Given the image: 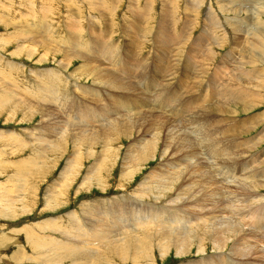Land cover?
I'll return each instance as SVG.
<instances>
[{
	"label": "rangeland",
	"instance_id": "rangeland-1",
	"mask_svg": "<svg viewBox=\"0 0 264 264\" xmlns=\"http://www.w3.org/2000/svg\"><path fill=\"white\" fill-rule=\"evenodd\" d=\"M29 15L31 16L28 17ZM165 17H167L166 20L168 19L166 21L167 23L164 20ZM40 22L41 25H39ZM29 26L31 28L38 26L43 27L44 29L37 32L30 30ZM145 26L148 27V30ZM47 27H51L50 30L53 32L50 34L49 31L46 32ZM263 28L264 0H0V61H2V63L0 62V79L2 81H8V78H6L5 75L12 72L13 78L11 77V82L14 81L13 83L14 86L17 85V90L16 93L11 95L14 98L18 95L25 97V95L30 94L26 93V91L23 92V90L31 82H36L34 78L35 76L32 73L33 71L53 69L58 72V70H60L62 74L59 73L55 79V86L60 93L69 94L73 97L75 102L81 101L82 103L101 109L102 102L100 99L108 96L107 90L93 86L94 82L92 83V77L83 75L77 80L76 78L69 76V74L83 66L86 61L81 58H75V60L69 65L68 69H65L62 64L65 59L60 49H68V40H73V37L79 34L78 40H92L90 44L91 46L93 45L92 47L94 48L97 47L98 44H101L98 41L99 39L109 42L112 46H116L122 58H128L130 61V57L133 55L134 58L142 60L145 64V75L149 76L147 83H151L149 88L156 83L158 89H163L165 86H168V88L171 87L170 91L172 93L181 95L191 92L193 87L195 90L196 86L197 89L198 87L200 88V85L202 91V89L208 88L209 83L211 85L209 88H214L215 86V88L218 87L222 90L219 86H222L221 83L224 84L227 80L229 86L227 85L226 88L237 87L236 91H232L228 94L237 93L238 97L241 90L244 91L242 102L238 100L239 98L236 99L233 96L228 98L227 96L222 102H230V106L228 107V104L226 105L227 107L224 105L222 108L229 112L226 113L225 116H223L225 114L223 113L219 118H215L217 115L214 116L212 114L210 117L211 121L215 118V121H220V125H217L215 121L211 122V131L215 133V136L217 135L219 141H216L221 142L222 144L229 145L230 143H237L238 141L243 142L242 144L244 145L242 147L240 146V151L245 152V156L243 155L242 158L244 163L245 161L248 162V159H251L250 162H253L254 165L257 163V167H264L262 166V163L264 162ZM28 32L31 33V36L29 35L26 37V33ZM105 34L107 36H105ZM69 37L72 38L69 39ZM255 37L259 39V42H263V44L255 45V43L258 42V39H255ZM61 38L67 39L62 40ZM35 39L36 41H33ZM96 39L98 42L95 41ZM162 40L167 42L165 46L161 45ZM44 41H47L48 43L45 47H43ZM59 44L64 45V48L59 46ZM258 45H260V49H258V47L256 48ZM9 62L14 63V65L17 64L14 70L6 69L8 68L6 63ZM124 62H126V60ZM4 66H6V68ZM254 69L259 71L260 75L263 74L262 77L258 74H254ZM195 72H205V77H196ZM188 73L191 74V78L188 77ZM155 74L157 76H155ZM174 74L178 76V80L176 79L173 82L170 81V76ZM137 75V72L132 73V88L131 91L124 90L123 92L125 94L129 92V94L135 96L136 92L132 91L135 89L142 91L143 88L141 89V86L139 84L137 85V80H139V78H136ZM253 76L254 78H252ZM65 77L69 83V88L64 82ZM225 78L226 80H224ZM231 78L232 82L234 81V84L231 82ZM154 80L158 81L155 82ZM215 80L216 84H212ZM201 81H203L202 83L204 84H202ZM73 84H75L74 90L70 89L71 86H74ZM230 85L233 86L231 87ZM0 90V96H5L3 92L5 88H1ZM194 92L195 91H193V93ZM108 93L113 96L122 94V92L116 93L109 90ZM214 94L217 95V92ZM191 95L194 94L191 92L190 96ZM152 96L153 98L157 97V100H159L162 95L159 96V94L153 93ZM185 98L186 97L183 99ZM211 101L212 103L215 101L217 102L214 96H209L207 100L202 101V104L211 103ZM174 102L175 103L172 102L167 104V106L171 107L172 105L175 107V105L179 104V101L177 103L176 101ZM216 102L215 104H217ZM56 107L57 105L51 107L46 106V114H48V118H52V128L56 127L59 130L61 127H65L63 126V123H65L64 120H68V117L64 113L65 111L59 110ZM152 107L154 108V105H152ZM173 107H171V109H173ZM141 108H143V105ZM191 109L197 111L193 106ZM9 110L10 109L5 108L0 104V111L4 112V114L0 112V197H3L2 201H0V264H53V262L56 264L57 260L53 259L55 256L54 253L51 257L47 256V254L55 247L52 244L45 245V243L51 242V240L47 238L50 236L49 234L53 233L57 236L63 234H60V229L49 227L47 221L48 219L49 221L51 219L54 221L56 219H61L62 222L66 224L70 218V216L67 215L74 212L77 213L78 211V213L85 218L86 215H84L85 213L81 208L83 203H88L90 207H96L97 204L102 203L106 198H117L120 201L124 200L125 202L131 200L134 202L136 199L142 198L146 202L152 201L153 203L161 202L162 204H165L164 202L177 197L176 192L171 194L169 193L170 191L165 192L160 190V193L158 192L157 194V190L153 184L145 187L147 188L145 190L140 188L142 187V181L148 179L145 177L153 174L151 171L156 170L155 174L160 169L171 171L174 170L173 167L175 165H178L179 162L174 164L163 163L162 152L166 149L168 151V156L170 150H172L171 148L174 149L171 145V140L169 139L170 136H166L168 128L173 127L177 131L180 130L179 128L187 130L188 132L192 131V129L188 128L189 125H187L188 123L185 119L184 121L181 117L166 114L161 108L155 107V109L151 111L152 115L158 116L157 113H159L160 117L158 116V120L161 119V122H156L149 113L148 122L144 123L145 120H142L141 118L138 119L139 121L136 123L135 130L132 131V135L119 136L118 139L114 140L112 145L109 141H106V148H104L102 144H98L93 149L94 156L88 157V152L85 149H82L81 151L79 150L80 152H78V154H74L75 151L70 138H67L65 148L63 145L62 148H59L62 151L65 149L64 154H58L59 150L56 152L38 150L40 145L38 141L33 139L34 134L38 133L40 130L39 128L46 129L48 128L47 126L51 125L48 124L49 122L46 120L45 114L37 113L35 116H31V118L24 120V114L22 111L18 110L16 112L15 110H11L10 113ZM111 110V113H116L115 107ZM146 111L149 112L148 109H141L142 113H146ZM184 114L186 118L188 117L187 119H191L190 116L187 115V112ZM56 115H58L57 120ZM168 116L171 119L163 118ZM172 118H174V120ZM178 118L181 120L180 123ZM200 120L201 122L206 121L205 118L197 119V121ZM156 123H160V125L163 123L161 129L162 135H160V130L157 134L153 133L158 129L155 128L157 127ZM176 123L180 124L179 128ZM105 124L106 122L103 120L95 126L96 128L101 129ZM196 125V123H193V125L190 126L196 128ZM218 126L222 127L221 131H219ZM215 128L217 130H215ZM199 130L192 133L190 138L194 140V142H198L196 143L198 147L195 149L197 150L200 148L197 151L203 153L202 150L205 151L204 148L208 146V142L205 147L200 145L204 141V138L201 139L199 137H204V135H202L204 132H200ZM107 131L111 132L112 130L109 129ZM50 132L47 131L44 133L45 135L43 134L39 138L45 140L49 138H53L52 140L60 139L61 136L56 138L54 131L52 132L51 137ZM11 133L14 135L13 138H15V136H17L16 138H21L20 142L14 147V150L10 147V145L14 144H11L10 142L11 137L9 134ZM180 133L182 132H177V135ZM145 137L147 138L146 141ZM218 137L221 138L219 139ZM157 138L159 142L157 144L158 147L156 148V157L149 160L144 165L142 164L143 166L140 169L136 167V165H133V169H139L135 177L131 180L129 178V180L123 181L122 168L125 161V153L127 155L128 150L131 149L130 146L132 147L134 144H138L141 139L143 142H147L153 140L156 141ZM38 140L40 141V139ZM134 141H136V143ZM47 142L49 143V141H45V143ZM212 142L214 143L213 140H210L211 144H213ZM251 142H254L255 144ZM32 143L33 145H31ZM107 148L108 150L106 152ZM38 156H41V158L37 160ZM98 157L101 158V165L95 169L96 172H90V167L97 162ZM201 159L204 163L208 162L206 155ZM252 159H255V161ZM72 160L76 161L77 165H73L72 168H70V171L66 173L65 170L68 167V163ZM111 163H115V165H112ZM75 168H77L76 171L78 172V175L74 183L69 186L67 184L71 181L70 177L74 175L72 169L74 170ZM88 172L95 174L97 177L101 176L104 178L103 185H98L99 182L97 183L96 181L85 184L84 181ZM63 175H65V177L62 180ZM217 176L219 177V175ZM53 182L59 184L55 186ZM186 182L190 183L189 181ZM214 182L218 184V180L217 182L213 181V183ZM149 183H151V181ZM215 183L214 190L216 194L228 191L226 188L224 191H221L220 188L215 187ZM170 187L173 189V185ZM234 190L236 191V187H234ZM205 191L206 190L196 193L195 196L207 197ZM209 191L210 190H207V193ZM237 191L238 194L242 193L241 189H238ZM225 193L222 196L225 197ZM48 194H51L52 200H48V197H46ZM208 194L209 199L212 192H209ZM216 194L215 196L217 197ZM258 194L259 198L264 197V186L259 187ZM155 195L160 196L158 201H156ZM60 198L61 200H58ZM225 198L228 202V198ZM93 202L96 204L94 205ZM186 202L188 203V200ZM229 202L231 203L232 201ZM57 204L59 205L56 206ZM206 204H208L207 201L205 202V206L207 207L208 205ZM246 204L247 203L243 205ZM182 205L180 206H186L184 204ZM188 208L183 209L188 210ZM207 208H209V206ZM189 211L190 213H193L192 219L194 221H199L196 218V215H198L199 212L196 209L190 208ZM230 214L234 222L238 223L240 220H244L240 215ZM200 215L202 216V213ZM218 215H220V213L215 214V216H217L216 218L209 217L211 218L209 220L213 219V221H210L211 226L201 224L198 228L209 230L214 235V229H216V233L218 235L220 234L219 238L217 235V238L220 241L218 246L221 247L223 241L220 237L225 235V232H223L221 228L225 227V225H220L217 222L221 219L225 224L227 221V215ZM164 225L168 226L169 224L166 223ZM172 226L177 225L173 223ZM243 228L246 229L244 232L246 235H243L242 238L250 240H248L247 244L253 251H244L247 254L252 253L251 255H248V258H243L240 255H235V258H233L230 255L235 252L234 250H231L233 242H229L228 247L223 250L221 248L215 249L214 243L208 241L205 244V250H199L200 247L197 245L199 243H195L187 254H178L176 248L164 247L168 244V236H157V230L153 229V231L147 230L137 235L141 237L144 236L143 238H145L143 239V245L146 247L145 255H147L148 262L145 260L143 261L142 259L140 260L138 257L131 254H124L120 258L108 261L107 257L110 253L108 250H104L102 253L101 251H99L100 253L97 252L99 256L95 259L94 264H123L125 260H127L125 264H199L204 261L216 263L225 258L233 260L235 264H241V262L244 264H264V254H262L264 253V233H259L257 231L254 232L250 225L244 226ZM173 230L174 229L172 228V231ZM32 233L37 237L38 235L36 234H40L38 238H40V241L42 242L36 245L35 249L37 250L33 249L32 242H34L36 238L30 237L32 236ZM43 235L44 237L42 238ZM145 235H147V237ZM239 237L241 238V235H238L236 239H239ZM53 238L56 240L58 239L56 237ZM156 239H159L161 246L151 243V241ZM225 239L226 238L223 240ZM61 240L66 241L63 239ZM66 242L71 243V241L68 240ZM99 248L102 249L103 247ZM258 250L260 251L257 252ZM36 251H41L42 253L40 254ZM42 257H45L46 260ZM70 257L71 253L68 252L63 258V263L61 262L57 264H69L68 260ZM87 261H90V259H87Z\"/></svg>",
	"mask_w": 264,
	"mask_h": 264
},
{
	"label": "bare ground",
	"instance_id": "bare-ground-1",
	"mask_svg": "<svg viewBox=\"0 0 264 264\" xmlns=\"http://www.w3.org/2000/svg\"><path fill=\"white\" fill-rule=\"evenodd\" d=\"M198 5H199V3H198ZM140 10L143 11L142 9H140ZM149 10H150V8H149ZM170 15H172V14H170ZM30 16L31 15H29L28 17H30ZM169 17H171V16H169ZM166 18L167 17L164 18L165 22L168 20V19L166 20ZM141 20H142V18H141ZM39 25H41V22ZM73 27H74V25H73ZM94 27H96V26H94ZM29 28H30V30H34L37 32L44 29L43 27H38V26H34L32 28L29 26ZM50 28L51 27L46 28V32L49 31V34L53 32V31L51 32ZM147 28L148 27H146V29ZM26 34H27L26 37H28L29 35L31 36V33H29V32ZM105 36H107V35L105 34ZM26 37H25V39H26ZM71 38L72 37H69V39H71ZM73 38H74L73 40H68V42H67L68 43L67 44L68 49H64V50L60 49V51L63 53L64 59H65L62 62V64L64 65L63 67L65 69H68L69 65L71 64V62H73V60H75V58H81L82 60L86 61V63L83 66L78 68L75 72L69 74V76L76 78L77 80H79L83 75H85L87 77H92L93 78L92 83L94 82L93 86L107 90L108 96L106 98L100 99L102 102L101 109H98L96 107L90 106V105L85 104V103H82L81 101L75 102L73 100V97L70 96L69 94L60 93L58 91L57 87L55 86V82H56L55 79L57 78L59 73L62 74L60 70H58V72H56V70H53V69L52 70L48 69V70H43V71H41V70L33 71L32 70L33 71L32 73L35 76L34 78H35L36 82H31L23 90V92L26 91V93L30 94V95H25V97H23V96L21 97L18 95L17 97L14 98L11 95L13 93H16V90H17L16 89L17 85H15L16 86L15 87L14 83H13L14 81L11 82L12 81V79H11L12 72L10 74L5 75L6 78H8V81H2L0 79V89L5 88V90L3 91L5 96H3V95L0 96V104H2L5 108L10 109L9 110L10 113H11V110H15L16 112L18 110H20L24 114V117H23L24 120L31 118V116H35L37 113H43L46 116V120L49 122L48 124H51V125L47 126L48 128L44 127L46 129L39 128L40 130L38 131V133L34 134L33 139L38 141V143L40 145V148L38 150H41V151L47 150L48 152H51V151L56 152L59 150L58 154H62V153L64 154L65 149L62 151L59 148L60 147L62 148V145L65 148L67 138H70L72 140V143H73V147H74V151H75L74 154H78V152H80L82 149H85L88 152L87 153L88 157L94 156L93 149L96 145L102 144L103 147L106 148L107 147L106 141H109V143H111V145H112L114 143V140L118 139L119 136H130V135H132V131L135 130L134 128L136 127V123L139 121L138 119L141 118L142 120H145L144 123L148 122L149 121V117H148L149 113L151 114V117L153 119H155L156 122L160 121L161 119L158 120L159 113H157L158 116L152 115L151 111H153L155 109V107L161 108L163 110V112L166 114H172V116L175 115V116L181 117V119H183V120L185 119L186 122L188 123L187 125H189L188 128L192 129V131L188 132L187 130L179 128L180 124H177V123H176L178 125L177 127L180 129L179 131H177L173 127L167 129L166 136L167 137L170 136L169 139L171 140V145H172V147H174V149L171 148L172 150H170L168 156H167L168 151L166 149H164V151L162 152L163 163L166 162L167 164L168 163L174 164L176 162H179L178 165H175L173 167L174 170H171V171H164L165 169H160V170L157 169L158 171L156 174H155L156 170L151 171V173H153V174L149 175L148 177H145L148 179L145 181H142L143 183L141 182L142 187L140 188L138 186L140 189L145 190V189H147L145 187H148L150 184H153L155 189L157 190V194L160 190L165 191V192L170 191L169 193H171V194L176 192L177 197H175V199L171 198L169 201L164 202L165 204H162L161 202H155V203H153L152 201L146 202L142 198H138L134 202L132 200L129 202L128 201L125 202L124 200L120 201L119 199L114 197L115 199H111V198L107 199L106 198V199H104V201L102 200L103 202L97 204L96 207H90L88 203H83L81 208H82V211L85 213L84 215H86L85 218L82 217L80 215V213H78L79 212L78 211L77 213L74 212V213L67 215V216H70V218L66 224H64L61 219H59V220L56 219L55 221L52 219L49 221V219H48V221H47L48 226L51 228L60 229V234H63V235L57 236V235H54L53 233L49 234L50 236H48L47 238L49 240H51V242L45 243V245H51L52 244L55 248L52 249L50 251V253L47 254V256L51 257L52 254L54 253L55 256L53 257V259H56L57 263H61V262L63 263V258L66 256V254L68 252H70L71 257L68 260L69 264H76V263L77 264H94L95 259L99 256V254H97V252L101 251V253H102L104 250H108L110 253V255H108V257H107L108 261L120 258L124 254L135 255L140 260L142 259L143 261L144 260L147 261L148 258H147V255H145L146 247L143 245V243H144L143 239H145V238H143L144 236L141 237V236H137V235H139V234H141L147 230L153 231V229H154V230H157L156 232H158V233L155 232L157 236H168V244L164 247H168V248L174 247L177 249L178 254H182V255L187 254L188 252H190L189 250H191V247H193V245L195 243H199V244H197L200 247L199 250H205V247H206L205 244L207 241L213 242L215 249L221 248L223 250L224 248L228 247L229 242H233V246H232L231 250H234L235 252L233 254H230V255L233 258H235V255H238V256L240 255L243 258H248V255H251L252 253L247 254L244 251H247V250L252 251V250L249 247V245L247 244L249 239L246 240V239L242 238L243 235H246V233H244L246 229H244L243 227L250 225V226H252V230L254 232L257 231L259 233H261V232L264 233V197L259 198V194H258L259 187L264 186V167H261V166L257 167V163L254 165L253 162L252 163L250 162L251 159L250 160L248 159V162L245 161V163H244V160L242 158H243V155L245 154V152L240 151V148L244 145V144H242L243 142L238 141L237 143L234 142V143H230L229 145L222 144L221 142H218L219 140L217 139V135L215 136V133L211 131V128H212L211 122H214L215 118L221 117L223 115V113H225L223 115V116H225L226 113L229 112L228 110L223 109L222 107H224V105L225 106L228 105L230 102H222V101H224L227 96H228V98L230 96H233L236 99L239 98L238 100L242 102V98H243L242 95H243L244 91H242L240 89L241 92L238 95V97H237V93L228 94V93H231L232 91H236L237 87L233 88L232 87L233 85L232 86L230 85L232 88H226V86L229 84L227 82L226 78L224 79V80H226L225 83L224 84L221 83L222 86L218 85L219 87H221L222 90H220V88H218V87L215 88L214 85H213L214 88H209L211 86L209 83L208 88L202 89V91H201V85H200V88L198 87V89L196 86L197 91L193 87V90L191 92L194 95H191V96H190L191 92H187L186 94L179 93L181 95H178L176 93H172L170 91L171 87L168 88V86H165L163 89H158V86L156 85V83H154V85L151 88H149V85H151V83H147L149 76L145 75V72H144L145 64L142 60H138L137 58H134L133 55H132V57H130V61L128 58H125V57L122 58L120 56L116 46H112L109 42H106V41H102V40L98 39V41L101 44H98L97 47L94 48V47H92L93 45L91 46V44H90V42H92V40H87V39L78 40L79 34L75 35ZM61 39L66 40L67 38L66 39L61 38ZM255 39H258V38L255 37ZM33 41H36V39ZM95 41H97V39ZM263 42H259V39H258V42H256L255 45L261 44V43L263 44ZM40 43H41V41H40ZM161 43H162L161 45H164V46L167 44V42H165L164 40H162ZM94 44H96V43H94ZM143 44H144V42H143ZM47 45H48L47 41H44L43 47H45ZM114 45H116V44H114ZM59 46H62L64 48V45H62V44H59ZM59 46H58V48H59ZM253 47H255V46H253ZM257 47H258V49H260V45L256 46V48ZM22 49H24V48H22ZM172 51H175V50H172ZM125 60H126V62H124ZM0 62L2 63V61H0ZM6 65L8 68H6V66H4V67L8 70L9 69L14 70L17 66V64L14 65V63H10V62L6 63ZM133 72L138 73V75L136 76L137 79L139 78V80H137V82H138L137 85L139 84L141 86V89L143 88L142 91H139L137 89L132 91V92H136L135 96L133 94L132 95L129 94V92L127 94H125L123 92L124 90L125 91H131L132 81H133V80H131V75ZM243 72H245V71H243ZM253 72H254V74L260 75V72L255 70V69ZM177 73H178V70H177ZM179 73H180V71H179ZM204 73L198 72L195 74V76L196 77L200 76V78L202 76L205 77ZM262 75H260V76L262 77ZM155 76H157V75L155 74ZM70 77H69V79H70ZM166 77H168V76H166ZM166 77H164V78H166ZM188 77L191 78L192 77L191 74L188 73ZM240 78H242V77H240ZM252 78H254V76ZM176 79L178 80V76H176L175 74L170 76V81L174 82ZM77 80H76V82H77ZM230 80L232 82V78ZM154 81L156 82L158 80H154ZM203 81H201V83ZM64 82L69 88V83L67 82L66 77H65ZM168 82H169V80H168ZM214 83L216 84V80L212 84H214ZM135 84H136V82H135ZM202 84H204V83H202ZM73 85L74 86H71L70 89L74 90L75 84H73ZM193 86H195V85H193ZM189 87H191V86H189ZM19 89H20V86H19ZM20 90H18V91H20ZM108 90L116 92V93L122 92V94H119L117 96H113V95H110L108 93ZM193 91H195L196 93L195 92L193 93ZM215 92H217V95L214 94ZM97 93H98V90H97ZM153 93L159 94V96L162 95L163 97L161 96V98L159 100H157V97L153 98V96H152ZM195 94H197V95H195ZM209 96H211V97L214 96L217 100V102L215 101L217 104H215V102L212 103V101H211V103H206L203 105L202 101L207 100L209 98ZM184 97H186V98L183 99ZM174 101H176V103L179 101V104L175 105V107H173L171 105V107H173V109H171L170 106H167V104H169V103H172V102L175 103ZM49 104L51 106L57 105L56 108H58L59 110L65 111L64 113L67 115L68 120H64L65 123H63V126H65L66 128L61 127V129H59V130L56 127L52 128V124H53L51 122L52 118H48V114H46V106L51 107ZM142 105H143V108H141ZM152 105H154V108L152 107ZM192 106L195 109H197V111H194L193 109H191ZM229 106H230V104L228 105V107ZM114 107L116 108V113H111L112 112L111 109ZM168 107H170V108H168ZM141 109H143V110L148 109L149 112L146 111V113L145 112L142 113ZM157 111H158V109H157ZM4 112H6V111H4ZM4 112H1V113L4 114ZM185 112H187V115H189L191 119H187L188 117L187 118L185 117V114H184ZM10 113H8V114H10ZM212 114L214 116L217 115L213 119V121H211V119H210ZM57 118H58V115H56V120H57ZM163 118H169V116L163 117ZM204 118L206 121H202V122H201V120L197 121V119L199 120V119H204ZM102 119L106 122V124L101 129L96 128L95 125H97L99 122H102L103 121ZM169 119H171V118H169ZM172 119L174 120V118H172ZM220 119H222V118H220ZM180 122H181V120L179 119V123ZM193 123L197 124L196 125L197 127L196 128L194 127L195 130H194L193 126H190V125H193ZM204 123H205V125H204ZM215 123L217 125H220V121H215ZM56 124H57V122H56ZM156 124H157V127H155V128H158V129H156V132H153V133L157 134V132L160 130L159 131L160 135H162L161 129H162L163 123H161L162 125H160V123H156ZM209 126H211V127H209ZM109 129L112 131L108 132L107 130H109ZM199 129H201V130H199ZM207 129H208V131H207ZM218 129H219V131H221L222 127L218 126ZM198 130L200 132L201 131L204 132V134H202V135H204V137L198 136L201 139L204 138V141L200 145L205 147V146H207L206 144L208 142V146L206 148H204L205 151L202 150L203 153H200L199 151H197L200 148L197 150L195 149L196 147H198V145H196V143H198V142H194V140H192L190 138L191 134L195 133V131H198ZM215 130H217V129L215 128ZM47 131L48 132L54 131L56 138H58V136H61L60 139L52 140L53 138L52 139L49 138V139L45 140V139L39 138V137H41V135H43ZM146 131H147V129H146ZM227 131H228V129H227ZM52 132H50V136L52 135ZM149 132H152V131H149ZM177 132H182V133L177 135ZM30 133H32V132H30ZM0 134H1V132H0ZM4 134H6V133H4ZM197 134H198V132H197ZM145 135H146V133H145ZM9 136L11 137V139H10L11 144L14 143L13 145H10V147H11V149L14 150V147L16 146V144L18 142H20L21 138L20 139L16 138L17 136H15V138H13V136H14L13 133L9 134ZM38 139H40V141ZM134 139H136V138H134ZM146 140H147V138L145 139V141ZM210 140L211 141L213 140L214 143L212 142L213 144H211ZM216 140H218V141H216ZM45 141H49V143L48 142L45 143ZM134 142L136 143V141H134ZM158 142H159L158 138L156 141L153 140V141H147V142H143V140L141 139L138 144H134L132 147L130 146L131 149L128 150L127 155L125 153V161H124V165L122 168L123 169V171H122V180L123 181L129 180V178H130V180L133 179V177H135L137 171L146 162H148L149 160L156 157V148L158 147L157 146ZM251 143H254V142H251ZM31 145H33V143ZM252 146H253V144H252ZM245 149H247V148H245ZM107 150H108V148L106 149V152H107ZM106 152H104V153H106ZM72 154H73V152H72ZM205 155H206V158H208V160H207L208 162L205 161L206 163H204L203 160L201 159ZM199 156H201V157H199ZM69 157H70V155H69ZM39 158H41V156H38L37 160ZM74 160H72V161H70V163H68V167L65 170L66 173H68V171H70V168H72L73 165H75V166L77 165L76 164L77 162ZM252 160L255 161V159H252ZM263 161H264V158H263ZM111 164L115 165V163L114 164L111 163ZM263 164H264V162L262 163V166H264ZM100 165H101V158L98 157L97 162H95L90 167V169H89L90 172H96L95 169L98 168ZM133 165H136V167H138L139 169L138 168L133 169L132 168ZM168 166H170V165H168ZM76 169L77 168H75L74 170L72 169V172L74 173V175L72 177H70L71 181L68 182V184H67L69 186L72 185L77 178L78 172L76 171ZM90 172L87 173V176L85 177L84 183L87 184V183H92L93 181H96L97 183L99 182L98 185H100V186L103 185L104 178H102L101 176L97 177L95 174H92ZM217 175H219V177ZM64 177H65V175H63L62 180L64 179ZM171 177H173V178H171ZM217 180H218V182H217ZM150 181H151V183H149ZM186 181H189L190 183H188ZM213 181H216L218 183V184H216L214 182L216 184L215 187L220 188L221 191H224L226 188L228 190L227 191L228 193L226 191H224V192H219L220 194H218V193L216 194L215 190H214L215 188H214ZM58 184L59 183H54L55 186H57ZM171 185H173V189L170 187ZM234 187H236V191L238 189H241L242 193L238 194V191L236 192L234 190ZM218 188H217V190H218ZM204 190H206L205 195L207 197H205V196L196 197L195 196L196 193L202 192ZM207 190H210L209 192H212V195L210 196L209 199H208V196H209L208 193L209 192L207 193ZM51 191H53V190H51ZM224 193H225V197L228 198L227 200L232 201L231 203L229 201H228L229 202L228 203L226 201V198L224 196H222V195H224ZM215 194L217 195V197L215 196ZM159 195L162 196L161 194H159ZM167 195H168V193H167ZM160 196L155 195L156 201H158V199H160ZM46 197H48V200L49 199L52 200L51 194H48V196H46ZM2 198L3 197H0V201H2ZM4 199H5V197H4ZM58 200H61V198ZM187 200H188V203L186 202ZM204 201L208 202V204H206V205H208L209 208H207L208 206L207 207L205 206ZM86 202H88V201H86ZM93 203H94V205L96 204L95 202H93ZM245 203H247V204L243 205ZM182 204H184L186 206L181 207L180 205H182ZM58 205L59 204H57L56 206H58ZM188 207L190 209H196L199 212L198 215H196V218L199 221H194L192 219L193 213H190ZM183 208H188V210H184ZM204 209H207V210H204ZM201 213H202V216L200 215ZM216 213H220V215L221 214L227 215V221L225 222V224L223 223V221L221 219L219 222H217L220 225L221 224L225 225V227L221 226L222 227L221 230L223 232H225L224 233L225 235L220 237V238H222L221 240L223 241V245L221 247L218 246V244L220 242L218 240L220 234L218 235L216 233V229H214V233H215V235H214L209 230H204L202 228H198L201 224H204L206 226H211L210 221H213V219L209 220V219H211L209 217L216 218L217 217V216H215ZM230 213L237 214L238 216L240 215V217L244 220H240V222H238V223L234 222ZM220 215H218V216H220ZM166 223H168L169 225L165 226L164 224H166ZM173 223H175L177 226H172ZM172 228L174 229L173 231H172ZM36 235H38V237L40 236V234H36ZM217 235H218V238H217ZM238 235H241V238L239 237V239L238 238L236 239V237ZM145 236L147 237V235H145ZM30 237L36 238V240L34 242H32V244H33V249L37 250V249H35L36 245L41 243L42 241H40V238L35 236V234H33V233H32V236H30ZM43 237H44V235L42 236V238ZM53 237H56L58 239L56 240ZM60 238L63 240H66V241L67 240L71 241V243L66 242V241H62ZM224 238H226V239L223 240ZM159 239L153 240V241H151V243L161 246ZM5 241H6V239H5ZM146 244H149V243H146ZM99 247H103V248L100 249ZM252 249H254V248H252ZM148 250H149V248H148ZM259 251L260 250H258L257 252H259ZM36 252L40 253V254L42 253L41 251H36ZM262 254H264V253H262ZM263 257H264V255H263ZM263 257H261V258H263ZM42 258H45V257H42ZM59 258H60V260H59ZM87 259H90V261H87ZM45 260H46V258H45ZM125 262H127V260H125L123 264H125ZM247 262H249V261H247ZM53 264H54V262H53ZM199 264H235V262H233V260L225 258V259L219 260L216 263H210V262L204 261V262H201ZM241 264H244V263L241 262Z\"/></svg>",
	"mask_w": 264,
	"mask_h": 264
}]
</instances>
